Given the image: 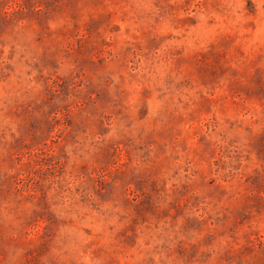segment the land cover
I'll return each instance as SVG.
<instances>
[{
  "label": "rangeland",
  "instance_id": "1",
  "mask_svg": "<svg viewBox=\"0 0 264 264\" xmlns=\"http://www.w3.org/2000/svg\"><path fill=\"white\" fill-rule=\"evenodd\" d=\"M0 264H264V0H0Z\"/></svg>",
  "mask_w": 264,
  "mask_h": 264
}]
</instances>
